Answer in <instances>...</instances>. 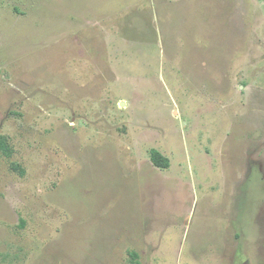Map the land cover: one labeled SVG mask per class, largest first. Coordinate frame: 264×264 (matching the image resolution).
<instances>
[{
    "label": "rangeland",
    "instance_id": "1",
    "mask_svg": "<svg viewBox=\"0 0 264 264\" xmlns=\"http://www.w3.org/2000/svg\"><path fill=\"white\" fill-rule=\"evenodd\" d=\"M0 135V264H264V0H0Z\"/></svg>",
    "mask_w": 264,
    "mask_h": 264
},
{
    "label": "trees",
    "instance_id": "2",
    "mask_svg": "<svg viewBox=\"0 0 264 264\" xmlns=\"http://www.w3.org/2000/svg\"><path fill=\"white\" fill-rule=\"evenodd\" d=\"M11 148L10 145L7 142V138L4 135H0V158L3 155H9L11 154ZM152 160L153 162L160 166V167H167L169 166V162L167 161L168 159L163 157V155L157 151L154 150L152 153ZM129 264H141L139 254L136 251H132L130 253V259H129Z\"/></svg>",
    "mask_w": 264,
    "mask_h": 264
}]
</instances>
